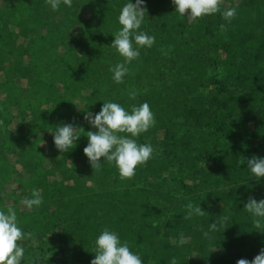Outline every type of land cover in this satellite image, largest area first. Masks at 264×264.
<instances>
[{"label":"trees","instance_id":"16d2710c","mask_svg":"<svg viewBox=\"0 0 264 264\" xmlns=\"http://www.w3.org/2000/svg\"><path fill=\"white\" fill-rule=\"evenodd\" d=\"M82 2L93 24L74 39L46 12L48 6L60 21L66 17L74 23L77 13L63 2L54 11L47 0H0V210L14 208L18 226L39 237L47 238L63 227L74 241L71 259L77 264L94 259L95 241L104 228L116 232L122 243L127 241L142 264H171L173 258L178 264L251 261L264 248V222L257 229L243 209L249 196L264 199V178L252 175L242 157L264 158V0H222L221 11L236 8L230 23L216 13L211 20L197 19L188 31L194 46H199L212 36V21L217 27L226 25L224 40L206 43L208 51L220 57L218 79L207 76L200 58L188 55L169 80L146 89H141L144 79L159 73L154 65L158 48L170 45L178 52L186 43L181 39L185 25L172 0H144L151 19L144 28L155 42L139 49L140 56L128 65L122 83L113 80L109 69L123 58L105 47L111 46L121 28L118 16L129 0ZM19 38L24 44L16 43ZM83 39L86 44L80 42ZM179 73L190 82L177 79ZM203 86L213 89L205 95L196 93ZM131 91L137 93L135 99L130 98ZM108 101L129 112L132 105L148 103L155 125L141 136L165 134L160 151L138 166L130 179L122 180L115 165L103 158L101 169L93 171L83 153L88 143L85 132L96 131L84 115L98 113ZM238 101L243 115L251 116L248 137L253 144L247 147L237 137L230 148L209 150L217 134L249 122L244 117L228 118L233 114L231 103ZM175 119L188 127L173 131ZM59 122L75 123L85 131L66 153L56 149L50 133ZM199 157L209 165L210 175L220 172L229 181L225 193L200 194L208 185L201 179L189 188L177 180L186 199H173L148 185L149 177H158L168 166L191 169ZM94 186L100 187L94 190ZM32 189L39 191L43 203L29 210L20 201L31 198ZM163 201L168 207L160 205ZM188 201L200 205L205 215L183 219ZM221 206H227L225 213ZM219 215L228 217L224 228L210 232V223ZM181 234L183 245L178 243ZM56 239L60 244L65 240L62 235Z\"/></svg>","mask_w":264,"mask_h":264},{"label":"clouds","instance_id":"9594fccd","mask_svg":"<svg viewBox=\"0 0 264 264\" xmlns=\"http://www.w3.org/2000/svg\"><path fill=\"white\" fill-rule=\"evenodd\" d=\"M61 0H47L52 10H57ZM68 7L72 6V0H63ZM175 12L182 17H187L189 22L196 21L207 15L221 13L223 20L230 23L236 16V8H226L221 11L222 0H172ZM148 10L144 0H129L118 16L121 28L114 34V41L111 48L123 58L122 63H117L109 69L113 73V80L122 83L123 78L129 74V67L133 60L140 56L139 48H150L155 42V36H150L146 32L138 31L144 22ZM221 31L226 30V25L221 24ZM131 99H135L137 93H129ZM84 120L96 131L85 132L83 127L75 123L59 122L50 133L53 142L60 153L68 152V149L76 144L80 139V131L86 133L87 146L83 149L93 171H99L104 161L114 164L118 170L120 178L130 179L135 175L138 166L145 164L152 158L154 149L151 144H138L135 138L142 133H146L155 125L153 112L148 103L132 105L131 111H126L124 107L116 102H103L98 113L86 112ZM127 135H121V134ZM59 158V157H58ZM57 158V159H58ZM103 158V162H101ZM246 162L251 174L264 178V158L253 155L242 163ZM20 203L26 209L38 208L42 203V197L38 190L32 189L31 198H25ZM253 217V224L257 229L262 227L264 222V199L257 200L249 196L244 209ZM205 211L199 206L191 203L186 205V215L183 219H192L194 216H204ZM228 217L219 215L218 219L210 223L209 231L215 232L224 228ZM204 236L209 237V232ZM31 233L25 234L18 226L17 212L9 207L7 212L0 210V264H21L25 249L20 241L30 239ZM180 245L185 243V238L181 234ZM90 264H142L141 257L131 251L129 243H123L116 232L104 228L95 241L94 259ZM171 264H178L175 258ZM236 264H264V248L251 260L239 259Z\"/></svg>","mask_w":264,"mask_h":264},{"label":"rangeland","instance_id":"374dc122","mask_svg":"<svg viewBox=\"0 0 264 264\" xmlns=\"http://www.w3.org/2000/svg\"><path fill=\"white\" fill-rule=\"evenodd\" d=\"M74 3V6L69 7V11L75 10V13H77L78 20L73 22H69L66 17L62 21L59 20L58 16L54 14L51 15L48 10V6L46 8V12L48 13V17L52 19L51 21L55 20L54 23L56 27H58L60 30H66L69 29L70 34L74 36V39H79L84 35V31L88 30L92 24L93 21L88 19V13L84 12V7L86 6L82 0H72ZM63 0H61L62 4ZM221 7V5H220ZM212 15H207L206 17H209L210 20L213 17ZM212 16V17H211ZM178 20L183 23L184 26V32L181 35V39H183L186 43L183 44L178 52L173 49L172 46H164L158 48L157 56L155 57L154 65L155 67H158V72H153V76L151 78L144 79L143 83L141 84V89H146L149 87V85H157L160 80H169L172 75L175 73V70L177 66L181 63L182 59L188 55H195L198 58L201 59V65L204 66L207 72V76H212L215 79H218L221 74V65L219 63V55L215 56L216 54L208 51L206 43H212L220 40H224L225 36L223 32L220 30L219 27L215 26L212 21V36L208 37L207 39H202L200 41L199 46H194V43H192L190 36L188 34V31H190L192 25L196 23V21L189 22L187 17H182L178 13ZM151 23V19L146 16L144 19V22L141 25V28L138 31L146 32L148 35H150L146 30L145 26ZM21 41L24 44V40L18 39L16 40V43ZM80 42L86 44V41L83 39ZM106 51L109 54L114 53V49L110 48L109 46L105 47ZM141 49V48H139ZM180 56V57H179ZM179 59H178V58ZM84 76L83 74H80L79 77ZM176 78L179 80H183L186 83L190 82L189 77L185 75L184 73H179L176 75ZM92 81V79H89ZM213 89V87H210ZM205 86L203 87H197L196 93L205 95L208 89ZM232 88V87H229ZM233 114L229 117H239L237 119H240L241 117L246 118L249 122L244 123H238L235 130L232 132H226L225 134H217L215 137L212 138V141L209 142V150H217L222 145H225L226 147L230 148L233 144V138L239 137L242 139V141L245 142L246 146L248 147L249 144H253L252 140L249 139L248 134L250 132V128L252 125L251 122V116H244L243 112L241 111V107L239 106V101L231 103ZM217 113V112H216ZM221 115L224 114V111L220 113ZM226 119L229 121V119ZM175 126L173 128V131H177L180 133V131L186 129L188 125L183 124L181 119H175L174 120ZM238 135H237V134ZM121 135H127V134H121ZM165 136V134L162 131L156 132L154 135H143L135 138L137 140L138 144H151V146L154 149V153H158L160 151L159 142L160 140ZM249 143V144H248ZM86 157V161H87ZM210 169L209 165H205V162L201 157L198 158V160L195 162V166L191 169L186 168H179L176 164L172 166H168L166 171H163L158 177H149L147 180V183L150 187L153 189H157L163 192L167 193L169 196H171L173 199H186V195H184L182 188L180 185H178L177 180L183 181L185 187L189 188L193 183L197 182V179L204 180L208 183V185L203 188L202 192L200 194H203L205 192H214L219 191L220 193H225L227 189L230 188L229 181L223 179L220 175V172L215 174H209L208 170ZM161 186L156 187V185L160 184ZM100 186H94V190H97ZM158 199V198H157ZM154 201V200H153ZM191 203L195 206L192 201H188V204ZM211 206H213V202H210ZM158 204V203H157ZM160 205L168 207L169 203L166 201L160 202ZM223 213L226 212L227 206H221ZM22 230V229H21ZM25 234L31 233L30 239H25L23 241H20L19 243L22 244V246L25 249L24 257L21 261V264H77L76 262H73L71 259V250L73 249L72 245L74 244L73 239L69 236V234L65 231L63 227H58L53 231L52 234L48 235V237H39L37 236L34 231H24ZM62 235V237L65 238L64 242L60 244L57 242L56 236ZM55 242V243H54ZM77 247H75L76 249ZM39 259L40 261H36Z\"/></svg>","mask_w":264,"mask_h":264}]
</instances>
